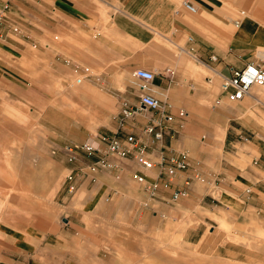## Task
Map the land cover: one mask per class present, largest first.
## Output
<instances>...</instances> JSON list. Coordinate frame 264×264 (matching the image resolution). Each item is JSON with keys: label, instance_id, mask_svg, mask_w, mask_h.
<instances>
[{"label": "crops", "instance_id": "1", "mask_svg": "<svg viewBox=\"0 0 264 264\" xmlns=\"http://www.w3.org/2000/svg\"><path fill=\"white\" fill-rule=\"evenodd\" d=\"M183 1L0 0V62L29 56V73L35 76L28 89L29 110L35 120L38 114L45 120L41 124L50 120V111L37 76L47 74L52 59L89 62L92 67L109 62L98 75L109 78L110 97L94 87L99 94L94 100L104 99L110 109L120 104L135 111L125 120H103L96 131L122 143L133 134L154 166L144 169L133 155L108 154L111 165L91 171L79 160L74 185L84 204L98 207L101 219L135 211L137 222L143 214L157 221L152 238L158 242L164 235L165 210L177 212L172 201L178 199L172 194L178 189L198 192L203 186L193 183L197 174L220 179L226 188L253 187L264 194V131L259 121L264 114L256 106L264 104V87L253 85L237 101H230L220 87L224 77L248 62L264 67V0H189L194 11ZM137 68L152 70L154 79L144 88L134 83L118 89L117 76ZM144 92L158 99V109L141 108ZM233 102L235 116L224 120L234 112ZM254 116L257 120L250 119ZM77 121L82 127L66 140H89L86 122ZM151 125L160 138L146 132ZM182 151L188 154V166L169 176L166 159ZM137 174L144 182L132 179ZM148 184H156L155 191H147Z\"/></svg>", "mask_w": 264, "mask_h": 264}, {"label": "rangeland", "instance_id": "2", "mask_svg": "<svg viewBox=\"0 0 264 264\" xmlns=\"http://www.w3.org/2000/svg\"><path fill=\"white\" fill-rule=\"evenodd\" d=\"M25 54L22 60L0 62V264H264V194L253 187L226 188L220 179L197 174L193 183L203 187L193 195L186 190L172 201L177 212L165 210L159 242L152 238L157 221L145 214L138 222L135 211L101 219L98 207L84 204L75 185L69 191L77 162L84 161L92 171L99 154L78 151L76 158H68L65 148L95 144L99 135L111 138L97 133L99 123L125 120L120 104L110 109L104 99L94 100L99 98L94 87L110 97L109 78L98 75L109 62L92 67L89 62L52 59L47 74L37 76L50 111L44 125L29 110L28 89L35 76ZM133 71L117 76L118 89L143 83ZM236 104L231 103L234 112L224 120L235 116ZM256 106L264 114V104ZM64 113L75 119H66ZM77 120L86 122L89 140H66L82 127ZM259 121L264 131V120Z\"/></svg>", "mask_w": 264, "mask_h": 264}, {"label": "built area", "instance_id": "3", "mask_svg": "<svg viewBox=\"0 0 264 264\" xmlns=\"http://www.w3.org/2000/svg\"><path fill=\"white\" fill-rule=\"evenodd\" d=\"M183 4L192 11L196 10L195 5L189 0H184ZM242 12L243 11H241V13ZM211 58L214 59V56H211ZM165 70L169 74H173L172 69L166 68ZM133 75L135 78L143 82L141 84V88H144L145 85L152 81L155 77V73L152 70L145 68L135 69L133 71ZM252 85H264V67L258 63L248 62L242 68L232 70V73L229 77H224L221 81L220 87L222 92L226 94L230 101H236L248 94ZM140 106L146 110H155L159 107V101L151 93L144 92L140 96ZM134 111L135 110L124 108L123 114L126 117L131 116ZM164 118L166 120H171V116L167 114L164 115ZM146 132L153 133L155 138L161 137V132L155 131V126L153 125L147 127ZM95 142V144L85 142L67 146L65 150L68 154V158H76L78 151H82L89 155L99 154L98 160L90 165L92 170L99 166L106 168L111 165L106 156L102 155V153L114 154L119 157L133 155L136 163L142 168L151 169L154 166V162L148 156L144 144L133 134H128L125 137V143L120 142V140L116 138H108L103 135H99ZM166 162L168 164L167 173L168 175L173 176L178 170H183L188 166V154L182 151L177 156H171L167 158ZM135 177L138 182H144V177L142 175L137 174ZM66 178L71 180V174H68ZM68 188L69 191L73 190L74 184L70 183ZM155 188L156 184H148L145 187V189L150 192H153ZM183 195H186V190L178 189L174 191L172 199L176 200L179 196Z\"/></svg>", "mask_w": 264, "mask_h": 264}, {"label": "bare ground", "instance_id": "4", "mask_svg": "<svg viewBox=\"0 0 264 264\" xmlns=\"http://www.w3.org/2000/svg\"><path fill=\"white\" fill-rule=\"evenodd\" d=\"M0 19H1V18H0ZM0 21H1V25H2V19H1ZM0 27H1V26H0ZM252 86H253V85H252ZM252 86H251V87H252ZM251 87H250V89H251ZM246 95H247V94H246ZM246 95H244V96H246ZM244 96H243V97H244ZM243 97H242V98H243ZM242 98H241V99H242ZM239 100H240V99H239ZM236 101H237V100H236ZM186 192H187V191H186Z\"/></svg>", "mask_w": 264, "mask_h": 264}]
</instances>
